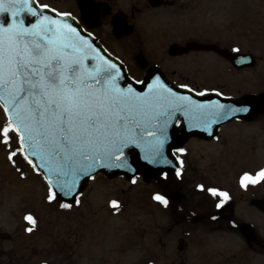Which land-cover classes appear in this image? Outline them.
I'll use <instances>...</instances> for the list:
<instances>
[{"label":"flooded vegetation","instance_id":"obj_1","mask_svg":"<svg viewBox=\"0 0 264 264\" xmlns=\"http://www.w3.org/2000/svg\"><path fill=\"white\" fill-rule=\"evenodd\" d=\"M39 2L71 13L138 81L152 71L163 74L173 86L187 84L195 92L216 89L241 99L264 91V0ZM176 116L177 134L182 116ZM261 121L264 112L253 120L234 117L196 127L184 143L165 154L174 156L179 176L177 170L167 169L151 180L143 174L134 176L133 183L126 175L109 178L100 173L80 193L81 203H72L70 209L61 208L60 203L66 202L59 198L51 202L47 196L39 198L23 215L25 219L32 214L36 224L27 221L20 240L17 233L0 237V264H108L106 244L91 239V212L94 220L109 213L115 219L128 218L129 227L149 231L161 225L179 226L183 247L176 249L184 256L186 247L195 243L198 264H264V179L246 180L247 187L240 183L243 173L255 176L264 169V160L248 164L262 148L258 143L264 134L254 127ZM181 147L186 151L179 152ZM100 175L126 188L119 183L120 190L112 191L106 201L101 194L99 211L93 208L97 194L87 190ZM201 184L205 189L219 188L230 198L213 196L197 187ZM156 193L167 197L166 206L153 198ZM221 199L224 203L217 208ZM112 200L119 205L114 208ZM47 210L61 217V223L47 221ZM133 211L134 216H128ZM29 227L32 232L26 231ZM219 232L230 233L232 248L217 247L214 238ZM167 260L175 263L171 254Z\"/></svg>","mask_w":264,"mask_h":264},{"label":"snow or ice","instance_id":"obj_2","mask_svg":"<svg viewBox=\"0 0 264 264\" xmlns=\"http://www.w3.org/2000/svg\"><path fill=\"white\" fill-rule=\"evenodd\" d=\"M46 9L50 6L39 0H0V107L7 116L0 127V142L10 149L8 159L13 165V157L19 154L43 176L49 202L74 197V203L80 204L81 180L94 178L98 169L122 168L134 173L127 155L131 147L140 148L150 163L171 164L165 145L169 125L173 120L180 122L177 113L192 121L189 127H200L248 111L219 102L201 104L174 91L159 76L148 84L147 91H138L131 84L122 86L121 66L101 53L88 35L82 34L84 30L74 26L72 14L53 16ZM26 17L31 22H26ZM157 82L159 86L154 87ZM211 104H219L221 111L213 110ZM10 132L18 140L14 149ZM178 151L186 150L181 147ZM20 175L25 173L20 171ZM176 175H180L179 169ZM256 177L264 179V169L255 176L243 173L240 183L247 187L246 180L256 183ZM132 182H136L135 177ZM197 187L213 196L230 198L219 188ZM153 198L168 204L165 195L156 193ZM110 203L115 208L120 201ZM223 203L221 199L216 207ZM72 206L60 203L61 208ZM25 219L36 224L30 213Z\"/></svg>","mask_w":264,"mask_h":264},{"label":"rangeland","instance_id":"obj_3","mask_svg":"<svg viewBox=\"0 0 264 264\" xmlns=\"http://www.w3.org/2000/svg\"><path fill=\"white\" fill-rule=\"evenodd\" d=\"M6 120V114L3 108L0 107V127L6 123ZM254 127L259 134H264L263 121ZM9 135L12 136L10 143L12 149H14L18 146L16 134L10 132ZM2 139L3 137L0 136V141ZM230 145L229 142L228 146ZM258 145L262 148L254 156H250L249 165L257 160H264L263 138L259 139ZM9 151L10 149L0 142V232L5 230L14 235L17 233L18 240H20L27 225V222L23 219L25 210L35 202H40L39 198L48 195V184L42 175L34 171L19 154L13 157L16 160V164L13 165L8 159ZM18 168L25 173L24 176L20 175V171H17ZM119 183L101 178V175L93 181L87 192L97 194V203L93 205L94 210L100 211L102 209L99 196L102 194L106 201L107 195L112 191L120 190ZM120 184L123 185L122 188H126L125 184ZM92 214L93 212L89 215L91 239L100 244L103 242L106 244L107 252H109L108 264H151V259L158 261L159 264H167L168 255L170 257V254L172 259L175 260L174 264H198L196 258L198 252L195 243L186 247L184 256L176 249L180 240L179 226L161 225L151 228L149 231L150 228L129 227V223L125 222L128 218L115 219L109 213H105L102 218L94 220ZM44 215L47 221L54 219L61 223V217L57 218L50 210L44 212ZM127 215L126 212L123 216ZM128 216H134V211L129 212ZM62 221L64 222L63 218ZM23 223L24 225H22ZM65 227L68 228L67 225ZM214 243L222 250L232 248L230 233L219 232L215 234ZM153 263L155 264V262Z\"/></svg>","mask_w":264,"mask_h":264},{"label":"water","instance_id":"obj_4","mask_svg":"<svg viewBox=\"0 0 264 264\" xmlns=\"http://www.w3.org/2000/svg\"><path fill=\"white\" fill-rule=\"evenodd\" d=\"M45 12H47L49 15H53V16H58V13L55 12H51L50 9H46L44 10ZM6 18V17H5ZM26 22H31V18L30 17H26ZM74 26L81 28L82 30H84L81 25L78 23V21H76L75 19L72 21ZM87 34L88 35V39L91 40V42L101 50V53H103L104 55H106L109 59L113 60L114 62L118 63L121 66V70L124 73V78L121 81V85L125 86L128 84L133 85V87H135L138 91H147L148 90V84L153 83V81H155V76L153 72L148 71V74L146 76V78L144 80H142V83H137L134 79L131 78V76L127 73L126 67L125 65L117 58H115L113 55H111L110 53L107 52V50H105V48L102 46V44L100 42H98V40L93 37L90 33L86 32L85 30L82 32V34ZM93 55H95V53H92ZM154 76V77H153ZM161 80H165L163 77H161ZM159 86V82H157L154 87ZM181 93L183 95H189L192 96L194 100L200 102L201 104H205L207 102H219V104H224L227 106H232V107H245L248 109V111L246 112H241V113H237L235 116H240V117H244L248 120H253V118L257 117L260 113L264 112V91L263 93L257 94V95H248V96H244L241 99H236L233 97L230 98H226L223 97L221 95L218 94V92H204L203 95L197 93L196 95H190L188 93H182V92H178ZM219 104H211L210 107L213 110L219 111ZM232 115L227 116L226 118H224L223 120H227V119H231ZM222 120V121H223ZM220 123V120L219 122ZM189 125V124H188ZM185 124L182 123L181 128H179V131L176 134V129H171V127H168V130H173L172 131V135L169 133V139L167 144L165 145V153L167 151H171L172 148L176 147V145L182 144L186 139L187 136L190 135L189 132H187V134L185 133ZM127 155L129 157V163L132 165L133 168H135V172L133 173L132 171H129L128 169H122V168H111V169H105V168H101L98 169L96 171V173H99L100 171L104 172L106 175H108L109 177L112 176H118V175H122V174H126L127 176L129 175H135V174H139V173H143L145 175L146 179H151L153 177L156 176L157 173H160L161 171L166 170V168L168 166H166L167 164L165 163H160V164H153L150 163L148 160H145L143 158L144 156V152L140 149V148H135V147H131L127 150ZM170 156H167V159L169 160ZM39 163V161H38ZM90 181V179L88 178H84L83 180H81L80 184H79V192L83 191L86 187V185L88 184V182ZM65 201H74V197H59ZM182 244L179 246V248L181 249Z\"/></svg>","mask_w":264,"mask_h":264}]
</instances>
